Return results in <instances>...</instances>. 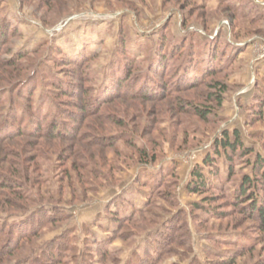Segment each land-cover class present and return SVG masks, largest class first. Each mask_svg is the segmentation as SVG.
<instances>
[{"label":"rangeland","instance_id":"1","mask_svg":"<svg viewBox=\"0 0 264 264\" xmlns=\"http://www.w3.org/2000/svg\"><path fill=\"white\" fill-rule=\"evenodd\" d=\"M0 137V264H264V0H0Z\"/></svg>","mask_w":264,"mask_h":264},{"label":"trees","instance_id":"2","mask_svg":"<svg viewBox=\"0 0 264 264\" xmlns=\"http://www.w3.org/2000/svg\"><path fill=\"white\" fill-rule=\"evenodd\" d=\"M12 63H13V61H12ZM84 93H87V91H84ZM85 97H87V96H81L80 97V101L78 102V105H79L78 107H82V109L88 110L90 108V103H88V101ZM208 111H209V109H207V108L196 107L197 114H199L202 117H206ZM57 128H58L57 124L54 123V125L52 124V126L49 128V130L52 131V134L54 135L55 132L58 131ZM13 134H14V132L6 131V133H2L1 136L2 137H8V136H11ZM225 135L227 136V134H225ZM226 136L222 137L219 144L222 146L223 150H227V151H225L226 157L228 160H230V159H232L230 153H232V154L235 153L234 152L235 149L238 147V145H241L242 143H241L239 135L237 133L234 134L233 140L228 139ZM0 139H1V137H0ZM215 151H216V153H219L217 148H215ZM204 163L206 165H211L212 164L211 157L210 156L205 157ZM253 170L255 171L253 177H251V176H245L244 177L242 184L239 187V197H238V200L236 201V203H238L237 206H240L241 203H243L244 201L248 202L247 207L245 206V208L242 209L243 213H246L247 215H249L248 216L249 219L250 218L253 219L255 217L260 222L261 228H262L263 233H264V190H263L264 189V159L263 158H261L259 156L256 158L255 164L253 166ZM192 174L194 176V180H192L189 183L188 189L191 192H200V190H202L204 187L205 180H207V179L203 175V173L200 169L193 170ZM0 178H1L0 179L1 185L3 187H5V186H8V187L9 186H11V187L16 186V180H15L16 178H14V180L11 177H10V179H8L4 176H0ZM257 183L260 185V187H263V189H261L260 192H257L255 189V186H257ZM252 187H253V189H251ZM8 230H9L8 232H10L11 234L15 233L17 235L18 239L22 238L20 236L21 235L20 232H18L19 231L18 228L8 227ZM2 234H4V232L1 229L0 230V236ZM9 243L11 244V239L8 240V243L6 244V246L4 248V249H6L5 253H7V250H8V252L10 251V249L8 248ZM15 246H17V245H15ZM4 249L2 251H0V253L4 254ZM59 256L60 255H56V258H55V256L53 257L51 255L50 256V260H51L50 264H54V263L60 264L61 259H59Z\"/></svg>","mask_w":264,"mask_h":264}]
</instances>
